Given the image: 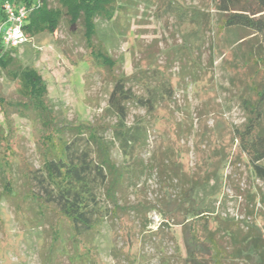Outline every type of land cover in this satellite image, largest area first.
<instances>
[{
  "label": "rangeland",
  "instance_id": "rangeland-1",
  "mask_svg": "<svg viewBox=\"0 0 264 264\" xmlns=\"http://www.w3.org/2000/svg\"><path fill=\"white\" fill-rule=\"evenodd\" d=\"M169 1L174 8H168ZM116 9L110 20L96 21L95 42L114 61L110 73L94 67L84 26L73 32L65 15L54 34L30 36L15 53L21 65L42 75L49 103L60 117L109 127L105 136L116 142L113 163L128 168L116 213L69 245L86 256L83 262L71 261L66 219L46 220L34 205L27 215L40 222L27 220L19 209L21 191L0 203V264H183L194 213L212 220H246L264 232V183L255 177L236 136L247 120L242 98H255V92L245 89L248 63L264 59V36L250 29H224L214 0H116ZM182 12L189 16L181 18ZM146 68H158L176 93L151 113L131 106L127 124L144 123L147 140L138 162L129 163L114 139L117 118L107 111L108 96L112 78L120 74L134 75L130 84L138 94L145 93L139 76ZM0 95L17 101L18 81L3 75ZM1 103L0 173L17 176L21 183L28 164L39 167L46 132ZM168 217L170 225L156 234ZM243 262L262 261L251 254Z\"/></svg>",
  "mask_w": 264,
  "mask_h": 264
},
{
  "label": "trees",
  "instance_id": "trees-1",
  "mask_svg": "<svg viewBox=\"0 0 264 264\" xmlns=\"http://www.w3.org/2000/svg\"><path fill=\"white\" fill-rule=\"evenodd\" d=\"M0 0V21L4 18L3 2ZM34 5L24 27L27 37L42 32L55 33L63 15L68 25L76 32L79 25L85 28L86 48L94 57L93 65L100 71L112 72L114 61L95 42L98 18L110 20L114 16L116 0H11ZM215 8L222 15L224 29H250L264 36V0H214ZM169 1L168 8H174ZM189 15L182 12L180 17ZM23 45V44H22ZM20 47V46H19ZM5 48L0 38V79L3 75L17 80L20 98L0 103L14 107L16 112L30 117L46 132L41 140L39 167L28 164L22 171L23 182L5 177L0 173V203L11 200L23 191L19 209L27 212L39 206L43 217L66 219L67 252L71 261L86 260L83 253L71 251L79 239L87 237L98 224L106 220L111 212L116 213L117 194L124 191L128 168L116 166L112 152L116 142L106 138V125L68 123L50 105L48 87L42 75L33 67L21 65L15 53L17 48ZM248 66L250 81L245 89L255 92V98H242L247 112L246 123L236 129L240 149L248 156L255 177L264 183V59L253 58ZM114 76V75H113ZM134 75L114 76L108 96L107 111L117 118L114 139L125 159L138 162L135 158L146 143L147 128L139 122L128 125L131 106L153 112L162 101L173 99L176 89L172 81L158 68L142 69L140 82L145 93L138 94L130 81ZM1 103V104H2ZM136 169V168H135ZM133 169L131 172L139 170ZM111 203L113 206L109 204ZM171 218L162 222L156 234L170 225ZM64 228L65 225L61 224ZM188 253L183 264H244L251 254L258 256L264 264L263 229L248 221L231 219L212 220L208 214L194 213L190 221ZM60 236V235H57ZM54 247H52V250ZM79 263V262H78Z\"/></svg>",
  "mask_w": 264,
  "mask_h": 264
},
{
  "label": "built area",
  "instance_id": "built-area-1",
  "mask_svg": "<svg viewBox=\"0 0 264 264\" xmlns=\"http://www.w3.org/2000/svg\"><path fill=\"white\" fill-rule=\"evenodd\" d=\"M39 3L40 0H36L34 4L39 5ZM33 6L22 2L15 3L11 0L3 2L4 18L0 21V38L5 48L19 47L27 42L28 37L24 27L29 20Z\"/></svg>",
  "mask_w": 264,
  "mask_h": 264
}]
</instances>
